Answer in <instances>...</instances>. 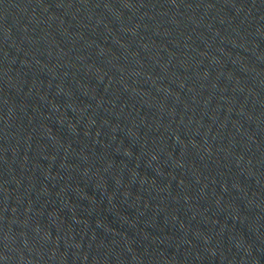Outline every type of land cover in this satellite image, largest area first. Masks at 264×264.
<instances>
[{
  "label": "water",
  "instance_id": "obj_1",
  "mask_svg": "<svg viewBox=\"0 0 264 264\" xmlns=\"http://www.w3.org/2000/svg\"><path fill=\"white\" fill-rule=\"evenodd\" d=\"M0 264H264V0H0Z\"/></svg>",
  "mask_w": 264,
  "mask_h": 264
}]
</instances>
